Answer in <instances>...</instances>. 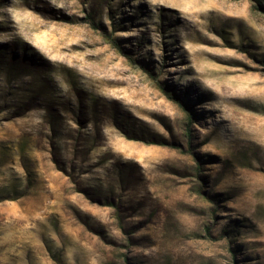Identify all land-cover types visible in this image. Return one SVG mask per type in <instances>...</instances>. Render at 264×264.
Listing matches in <instances>:
<instances>
[{"label":"rangeland","instance_id":"obj_1","mask_svg":"<svg viewBox=\"0 0 264 264\" xmlns=\"http://www.w3.org/2000/svg\"><path fill=\"white\" fill-rule=\"evenodd\" d=\"M0 264H264V0H0Z\"/></svg>","mask_w":264,"mask_h":264}]
</instances>
